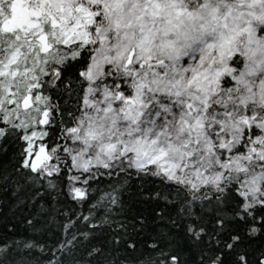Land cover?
<instances>
[{"label":"snow or ice","instance_id":"1","mask_svg":"<svg viewBox=\"0 0 264 264\" xmlns=\"http://www.w3.org/2000/svg\"><path fill=\"white\" fill-rule=\"evenodd\" d=\"M0 264H264V0H0Z\"/></svg>","mask_w":264,"mask_h":264}]
</instances>
